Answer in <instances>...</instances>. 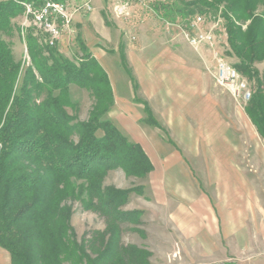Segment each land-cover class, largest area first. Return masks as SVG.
Segmentation results:
<instances>
[{
	"label": "rangeland",
	"instance_id": "rangeland-1",
	"mask_svg": "<svg viewBox=\"0 0 264 264\" xmlns=\"http://www.w3.org/2000/svg\"><path fill=\"white\" fill-rule=\"evenodd\" d=\"M143 2L128 19L106 13L107 30L93 35L94 51L107 54L126 89L106 118L144 149L153 167L140 178L122 169L106 177V186L135 190L122 211L136 213L138 222L122 225V243L149 252V264H264V139L246 114V104L216 82L219 60L237 64L228 55L227 37L217 31L216 46L192 47L178 28L191 17L175 18L171 12L186 9L180 0ZM17 22L24 36L16 34L11 41L15 58L23 63L28 59L26 31L39 33L33 25L23 27L24 15ZM72 27L73 33L64 36V55L78 64L84 56L79 43L89 50L92 34L74 29V17ZM155 44L173 50L162 59L179 60L143 66L142 58L153 56ZM129 47L137 61L136 91L120 57L121 48L130 55ZM257 68L263 72L264 63ZM249 85L253 91L256 85ZM71 97L69 113L86 121L96 102L92 93L71 86ZM71 205L79 242L106 230L104 218L84 211L78 202Z\"/></svg>",
	"mask_w": 264,
	"mask_h": 264
},
{
	"label": "trees",
	"instance_id": "trees-1",
	"mask_svg": "<svg viewBox=\"0 0 264 264\" xmlns=\"http://www.w3.org/2000/svg\"><path fill=\"white\" fill-rule=\"evenodd\" d=\"M180 1L186 9L171 10L175 18L221 20L234 67L256 85L245 111L264 139V70L257 68L264 63V0ZM23 14L22 5L0 0V247L12 264H149V252L122 243V225L138 222L122 211L135 190L105 185L111 171L140 178L153 169L144 149L106 118L115 106L109 74L82 42L77 64L28 30V59L17 61L11 39L23 35ZM120 57L136 91L122 48ZM71 86L96 100L86 121L68 111ZM73 202L104 218L106 230L79 242Z\"/></svg>",
	"mask_w": 264,
	"mask_h": 264
},
{
	"label": "built area",
	"instance_id": "built-area-1",
	"mask_svg": "<svg viewBox=\"0 0 264 264\" xmlns=\"http://www.w3.org/2000/svg\"><path fill=\"white\" fill-rule=\"evenodd\" d=\"M24 8L26 23L24 28L33 25L39 33V41L43 46L55 48L64 36L73 33V17L80 12L93 11L92 0H86L82 6L71 7L70 0H10ZM144 0H108L116 17L131 18L136 5H143ZM221 20L208 22L202 15L188 20L179 31L189 45L214 47L217 43V31L225 32L220 26ZM210 27V29L206 28ZM23 28V29H24ZM24 36V35H23ZM216 82L224 88L236 101L247 104L251 100L252 90L238 70L224 60H219L216 70Z\"/></svg>",
	"mask_w": 264,
	"mask_h": 264
},
{
	"label": "crops",
	"instance_id": "crops-1",
	"mask_svg": "<svg viewBox=\"0 0 264 264\" xmlns=\"http://www.w3.org/2000/svg\"><path fill=\"white\" fill-rule=\"evenodd\" d=\"M86 0H70L71 7L74 8L76 6H82ZM92 6L93 11L91 13H78L74 15V29L77 28L79 32H82L83 35L89 36V34H92V37H89L88 40V48L89 51L93 54V56L101 61L103 65L106 67V70L109 73V76L111 77V83L115 94L116 99V105L118 106V99L123 96V91L126 89L122 88L121 84L123 80L119 77L118 72L114 69L113 64L108 60L107 54L105 52H95L94 51V44L96 43L95 40H93L94 33L99 32V34H102L104 30L106 29V24L104 21V17L106 13H114L111 9L112 7L108 3V0H92ZM104 28V29H103ZM96 31V32H95ZM70 39V38H69ZM68 44V38L64 37L61 42L59 43V51L63 54H65L64 50L66 49V46ZM118 49L121 46V34L118 36V42H117ZM131 51V52H130ZM144 51V50H143ZM151 52H153V56L151 58H147V55L142 58L143 60L140 62L143 66H151L154 67H160L163 65V61H173V63L179 59L173 58L164 60L162 59L163 56L167 54V57H171V53H173V50L170 47H161L159 44L153 45V47L150 49ZM129 53L131 55L126 56L127 63H129V70L131 69V74L134 77L133 70L135 72L137 61H134V58L132 56L135 55L133 48L129 47ZM183 60V59H182ZM179 61L178 65L181 66V61ZM184 61V60H183ZM164 62V63H165ZM185 62V61H184ZM151 63V64H150ZM186 64V63H185ZM187 64L185 65V67ZM187 68V67H186ZM138 72V71H136ZM129 75V74H128ZM131 84H133L132 80ZM132 86V85H131ZM132 89V90H131ZM135 90V89H134ZM133 87L129 88V92L134 91ZM120 122V120L118 121ZM0 264H12L11 261V255L8 251L0 247Z\"/></svg>",
	"mask_w": 264,
	"mask_h": 264
}]
</instances>
